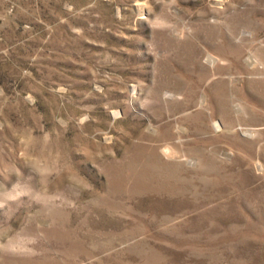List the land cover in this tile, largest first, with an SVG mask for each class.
I'll return each mask as SVG.
<instances>
[{"label": "rangeland", "instance_id": "rangeland-1", "mask_svg": "<svg viewBox=\"0 0 264 264\" xmlns=\"http://www.w3.org/2000/svg\"><path fill=\"white\" fill-rule=\"evenodd\" d=\"M0 264H264V0H0Z\"/></svg>", "mask_w": 264, "mask_h": 264}]
</instances>
